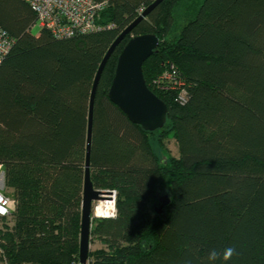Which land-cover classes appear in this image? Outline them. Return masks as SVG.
I'll use <instances>...</instances> for the list:
<instances>
[{"label":"trees","instance_id":"trees-1","mask_svg":"<svg viewBox=\"0 0 264 264\" xmlns=\"http://www.w3.org/2000/svg\"><path fill=\"white\" fill-rule=\"evenodd\" d=\"M153 1L108 0L100 30L55 38L31 33L27 3L0 0V28L14 40L0 62V164L15 203L0 228V264H79L91 85L110 44ZM145 33L159 44L143 78L167 106L152 132L107 96L122 48ZM169 65L185 82L183 104L155 82ZM169 135L178 155L161 163L154 145L163 149ZM89 174L95 189L115 191L116 208L91 220L89 242L104 247L88 251L89 264H264V0L154 7L102 69ZM165 177L171 196L161 215L147 205ZM227 247L238 255L209 261Z\"/></svg>","mask_w":264,"mask_h":264},{"label":"water","instance_id":"water-1","mask_svg":"<svg viewBox=\"0 0 264 264\" xmlns=\"http://www.w3.org/2000/svg\"><path fill=\"white\" fill-rule=\"evenodd\" d=\"M162 0H154L129 25H127L113 40L103 56L91 85L86 127V145L84 156V175L81 199V217L78 245V263L85 264L89 251V233L91 227V204L107 197L109 190L95 189L90 180L89 165L92 140L93 105L97 84L102 69L121 40L147 16ZM159 44L156 35L152 33L139 34L130 37L117 57L115 71L108 88V99L115 104L129 121L141 127L144 131H155L163 127L167 118V106L146 85L142 74V65L150 57ZM169 202L165 199L154 208L159 213Z\"/></svg>","mask_w":264,"mask_h":264},{"label":"built area","instance_id":"built-area-1","mask_svg":"<svg viewBox=\"0 0 264 264\" xmlns=\"http://www.w3.org/2000/svg\"><path fill=\"white\" fill-rule=\"evenodd\" d=\"M28 4L35 16L34 23L48 30L55 38H69L76 34H85L100 30L97 20L100 12L106 7L108 0H22ZM141 13V9L139 10ZM14 40L2 28H0V62L12 48ZM155 82L163 89L177 91L175 101L183 104L187 99L185 82L179 78L172 65L161 73ZM5 173L0 164V228L3 222L8 221L14 209V200L6 192ZM107 196L111 199L112 206L109 213L98 215L97 205L91 212V220L94 217L113 218L115 216V191L110 190ZM99 201V200H98ZM97 201V202H98ZM0 256L3 251L0 246ZM85 264H89L86 260Z\"/></svg>","mask_w":264,"mask_h":264},{"label":"rangeland","instance_id":"rangeland-1","mask_svg":"<svg viewBox=\"0 0 264 264\" xmlns=\"http://www.w3.org/2000/svg\"><path fill=\"white\" fill-rule=\"evenodd\" d=\"M30 31L33 34H36L39 31V27L34 23L31 26ZM154 148H155V151L158 153V156L159 157L162 156L161 157L162 158L161 159V163H165L164 162L165 161L164 160L165 158H168L170 156L176 157L178 155L177 143L175 142L174 138L171 135H169V137L164 140L163 149L158 148L156 145H154ZM5 190H6V192H11V189H5ZM170 196H171L170 181H169V179L167 177H165V178L161 179L156 184V186H155V192H154V199L148 203V205H147L148 206V209L149 210H152L153 207L156 208L157 206L159 208L160 204L165 199H168ZM97 203L99 204V202L94 201L91 204V212H92V214H93V209L97 205ZM115 213H116V208H115ZM160 214L161 215H164L165 214V211L163 210V208L160 209ZM96 218H99V217H94L93 219H96ZM6 223H8V222L5 221L1 225V228H2L3 231L7 229ZM8 224H10V222ZM103 247H104V245L101 242V240H99L97 238H92V239L90 238L89 250H95V249H99V248H103Z\"/></svg>","mask_w":264,"mask_h":264},{"label":"clouds","instance_id":"clouds-1","mask_svg":"<svg viewBox=\"0 0 264 264\" xmlns=\"http://www.w3.org/2000/svg\"><path fill=\"white\" fill-rule=\"evenodd\" d=\"M234 255H238L234 247H227L224 249L223 253L217 252L215 249L209 252L208 259L209 261H216L218 259H223V261L230 260Z\"/></svg>","mask_w":264,"mask_h":264},{"label":"bare ground","instance_id":"bare-ground-1","mask_svg":"<svg viewBox=\"0 0 264 264\" xmlns=\"http://www.w3.org/2000/svg\"><path fill=\"white\" fill-rule=\"evenodd\" d=\"M98 202H99V204L97 205L96 213L98 215H103V214L109 213L110 208L112 206L111 199H108L107 197H104V199H101Z\"/></svg>","mask_w":264,"mask_h":264}]
</instances>
